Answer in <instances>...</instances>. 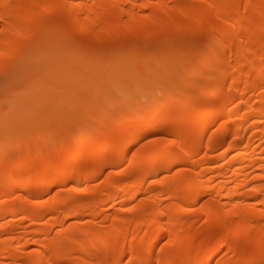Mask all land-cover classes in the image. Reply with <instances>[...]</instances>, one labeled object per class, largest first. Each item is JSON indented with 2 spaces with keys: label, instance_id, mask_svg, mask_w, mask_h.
Masks as SVG:
<instances>
[{
  "label": "bare ground",
  "instance_id": "obj_1",
  "mask_svg": "<svg viewBox=\"0 0 264 264\" xmlns=\"http://www.w3.org/2000/svg\"><path fill=\"white\" fill-rule=\"evenodd\" d=\"M187 37L56 148L0 114V264H264V0H0V95L36 53L159 81Z\"/></svg>",
  "mask_w": 264,
  "mask_h": 264
},
{
  "label": "rangeland",
  "instance_id": "obj_2",
  "mask_svg": "<svg viewBox=\"0 0 264 264\" xmlns=\"http://www.w3.org/2000/svg\"><path fill=\"white\" fill-rule=\"evenodd\" d=\"M173 42L180 45L173 51V56L159 68L160 72L165 71V74L159 81L147 78L152 67L157 64V54L145 73L148 80L146 84L142 77L134 78L130 72L120 75L101 73L117 65L110 64L108 60L102 62L96 76L90 78L87 73L91 62L77 71L73 65L74 56L62 58V65L59 66L55 55L48 58L45 54L36 53L32 58L35 67L14 78L0 95V114L6 116L7 121L14 117H27L30 121H38V125L42 127L62 124L59 129H51L55 135L51 146L56 148L61 137H74L76 134H85L104 127L105 122L113 118L106 119L104 111L109 109L117 113L121 109V102L114 98L116 91L123 94L121 96L127 104L136 96L143 98L153 91L159 92L162 81L175 73L172 71V64L180 61L185 64L189 58L196 56L192 52L190 38H175ZM183 71H187V65ZM89 115L93 118L92 124L86 122ZM74 119L76 122L73 124ZM44 138L42 131L38 139Z\"/></svg>",
  "mask_w": 264,
  "mask_h": 264
}]
</instances>
